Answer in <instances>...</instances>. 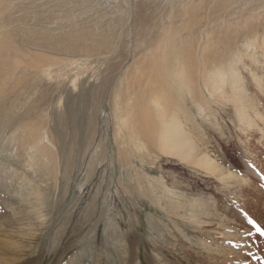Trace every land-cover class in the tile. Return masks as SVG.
<instances>
[{"label": "rangeland", "instance_id": "obj_1", "mask_svg": "<svg viewBox=\"0 0 264 264\" xmlns=\"http://www.w3.org/2000/svg\"><path fill=\"white\" fill-rule=\"evenodd\" d=\"M1 1L4 0L0 4ZM24 1L12 6L15 16L23 9L25 18L19 15L22 17L18 25L21 20L32 22L30 0ZM41 1L47 9L43 15L61 17V23L82 15L73 21L77 28L83 18L105 13L112 4L119 7L121 15L127 16V7L135 15L152 21L162 16L167 19L178 0L151 4L145 0H80L77 4L56 0L66 3L65 6ZM198 5H193L195 10ZM108 14L103 19L112 21ZM263 15L264 12L259 13V17ZM122 21L112 29L118 35L117 41L126 43L134 32L128 27L131 32L123 36L122 24L127 21ZM110 49L105 50L106 54H110ZM76 55L72 56L78 58ZM258 58L264 61L261 56ZM87 71L81 79L86 77L88 83H94L86 76L92 71ZM242 73L246 76L245 70ZM134 77L140 79L138 75ZM138 83L143 85L144 80ZM195 86L197 94L204 93L199 80ZM107 92H103V112L100 110L97 118L99 133L94 144L98 146H93L101 152L95 163L100 160L101 164H94L93 170L79 153L62 158L42 155V163L47 160V164L32 170L21 159L26 154L20 159L14 155L19 146L12 144L11 139L0 141V161L8 162L18 173L14 187L22 190L24 181H30V191L38 192L21 198L17 192L13 197H5L8 199L4 206L0 202V255L6 258L5 264H264V80L261 87L254 88L249 83L247 89L258 102L254 121L260 130L255 127L244 132L228 102L211 99L207 102L208 111L200 113L188 101L193 96L188 92V99L179 95V106L186 99V106L204 129L198 135L192 132L200 148L206 151L195 160L208 163L209 168L160 155L151 143L142 148L129 145L128 129L120 120L115 124L109 104H105L109 99ZM3 93L17 106L21 105L10 87ZM32 95L25 93L21 99L28 102ZM59 95L60 89L52 92V96ZM48 99L49 103L53 101L50 95ZM215 116L217 128H211L205 118ZM137 121L138 115L131 117L130 131L136 127L141 142L149 143L146 131L135 125ZM51 124L52 121L45 127ZM53 140L57 143L55 136ZM48 147L53 149L50 142ZM47 167L50 170L43 171ZM36 197L46 203L40 204ZM37 203L39 208L30 211Z\"/></svg>", "mask_w": 264, "mask_h": 264}, {"label": "bare ground", "instance_id": "obj_2", "mask_svg": "<svg viewBox=\"0 0 264 264\" xmlns=\"http://www.w3.org/2000/svg\"><path fill=\"white\" fill-rule=\"evenodd\" d=\"M18 1L4 0L0 4V141L11 139L12 144L19 146L14 155L20 159L26 154L21 159L32 170L47 164V160L42 163V155L62 158L65 154L79 153L88 168L93 170L94 164H101L100 160L95 163L101 152L93 146H98L94 142L99 133L97 118L103 109V92L110 88L105 104H109L115 124L120 120L128 129L129 145L142 148L151 143L160 155L191 161L205 168L211 166L195 159L206 151L193 135L204 129L186 106V99L179 106V95L185 96L188 92L193 96L191 100L188 95L185 97L200 113L208 111L207 102L211 99L228 102L244 132L255 127L260 130L254 121L258 102L247 89L249 83L254 88L261 87L264 80V61L258 58L261 56L264 60V15L259 17L264 12V0H178L173 14L167 19L162 16L158 21L135 15L127 7V16L121 15L119 7L112 4L105 13L83 18L77 28L73 21L82 15L61 23V17L43 15L47 9L40 0L27 1L33 8L32 22L21 20L18 25L21 17L25 18L19 7L20 14L12 15V6ZM49 1L56 2V6L66 5ZM145 1L151 4L160 0ZM77 2L80 0H72L74 4ZM196 4H199L198 11L193 6ZM108 13L112 21L103 19ZM122 20L127 21L122 24L123 36L134 32L127 44L117 41L118 35L112 29ZM128 27L133 30L129 31ZM109 48L110 54H106ZM75 54L78 58L73 57ZM87 70L92 71L86 76L94 83H88L86 77L81 79ZM135 75L144 80L143 85ZM198 80L204 93H196ZM9 87L21 105L17 106L3 93ZM59 89L60 95L52 96ZM25 93L33 94L28 102L21 99ZM49 95L53 99L51 103ZM136 115L135 125L146 131L149 143L141 142L139 131L134 130L136 127L130 131L131 117ZM215 118H205L211 128L216 126ZM51 121V126L45 127ZM2 162L0 202L3 206L8 199L5 197H13L17 192L19 198L38 194L31 192L30 181H24L23 176L20 177L21 184L24 181L22 190L16 189V168ZM47 170L50 168H43ZM161 189L166 191L164 187ZM34 199L40 204L46 203L41 197ZM40 204L29 210L39 208ZM5 259L0 255V264H5Z\"/></svg>", "mask_w": 264, "mask_h": 264}, {"label": "snow or ice", "instance_id": "obj_3", "mask_svg": "<svg viewBox=\"0 0 264 264\" xmlns=\"http://www.w3.org/2000/svg\"><path fill=\"white\" fill-rule=\"evenodd\" d=\"M259 231V229H257Z\"/></svg>", "mask_w": 264, "mask_h": 264}]
</instances>
